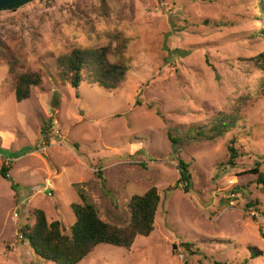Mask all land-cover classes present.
<instances>
[{"label": "rangeland", "instance_id": "rangeland-1", "mask_svg": "<svg viewBox=\"0 0 264 264\" xmlns=\"http://www.w3.org/2000/svg\"><path fill=\"white\" fill-rule=\"evenodd\" d=\"M253 1L31 0L0 10V165L16 183L0 176V264H56L20 237L34 208L70 234L81 187L102 220L123 225L130 196L151 186L153 231L128 249L100 243L76 264H264V192L248 172L256 162L264 172V72L248 60L264 50L253 35L264 16ZM99 47L124 70L115 88L60 78L59 55ZM23 71L42 81L17 102L12 79ZM234 113L223 136L187 141ZM232 138L240 155L229 165Z\"/></svg>", "mask_w": 264, "mask_h": 264}, {"label": "trees", "instance_id": "trees-1", "mask_svg": "<svg viewBox=\"0 0 264 264\" xmlns=\"http://www.w3.org/2000/svg\"><path fill=\"white\" fill-rule=\"evenodd\" d=\"M253 2L259 15L264 16V0H254ZM19 6L15 5L8 9L14 10ZM205 22L207 21L205 20ZM253 35L263 37L264 28L255 31ZM248 60L258 70L264 72V50ZM55 62L60 78L74 88H77L84 81L97 84L106 89H112L124 76V70L121 66L107 59L105 47L93 49L73 48L68 53L59 55ZM8 65L9 73H12V64L8 62ZM41 81L42 76L38 71H23L14 74L12 79L14 99L17 102L28 99L31 89L40 86ZM262 90L264 92V85ZM240 118L237 113L233 115L222 114V117L215 118L211 125L197 129V131L205 129L206 134L197 132L194 137L188 138L187 141L221 137L234 129ZM50 127L51 124L46 123L40 130L42 141L45 144L49 143ZM169 139L175 144L172 136L169 135ZM233 143L234 138L231 139L230 145L227 147V164L229 165H234L235 159L240 155ZM186 165L188 166L185 161L180 160L176 166L182 182V189L185 192L189 183ZM8 171L9 166L3 162L0 165V176L9 181L10 188L15 190L16 183L13 182ZM248 172L255 175L256 185L264 192V172L259 169V163L256 162ZM77 194L81 202L70 204V209L75 216L70 234L64 233L59 220L49 222L45 211L41 208L32 210V223H25L19 227L20 237L28 244L32 254L56 264H76L93 252L100 243L128 249L137 236H148L153 231V223L159 202V195L154 186L148 188L143 194L130 196L127 202L129 219L123 225L110 224L102 220L99 217L96 205L85 194L83 188L78 187ZM248 249L253 252L251 257H257L261 254V250L256 247H248Z\"/></svg>", "mask_w": 264, "mask_h": 264}, {"label": "water", "instance_id": "water-1", "mask_svg": "<svg viewBox=\"0 0 264 264\" xmlns=\"http://www.w3.org/2000/svg\"><path fill=\"white\" fill-rule=\"evenodd\" d=\"M31 0H0V10L1 9H8L15 5H22L27 3Z\"/></svg>", "mask_w": 264, "mask_h": 264}, {"label": "crops", "instance_id": "crops-1", "mask_svg": "<svg viewBox=\"0 0 264 264\" xmlns=\"http://www.w3.org/2000/svg\"><path fill=\"white\" fill-rule=\"evenodd\" d=\"M12 180H13V179H12ZM13 182H14V181H13ZM9 183H10V182H9ZM12 190H13V189H12ZM13 191H15V190H13ZM13 191H12V192H13Z\"/></svg>", "mask_w": 264, "mask_h": 264}]
</instances>
